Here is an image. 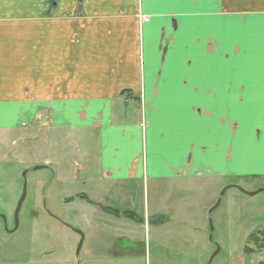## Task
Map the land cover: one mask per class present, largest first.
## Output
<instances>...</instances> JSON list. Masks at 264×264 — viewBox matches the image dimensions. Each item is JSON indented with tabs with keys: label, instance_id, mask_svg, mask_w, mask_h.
Returning a JSON list of instances; mask_svg holds the SVG:
<instances>
[{
	"label": "crops",
	"instance_id": "obj_1",
	"mask_svg": "<svg viewBox=\"0 0 264 264\" xmlns=\"http://www.w3.org/2000/svg\"><path fill=\"white\" fill-rule=\"evenodd\" d=\"M262 101L264 0H0V133L94 139L88 200L264 179Z\"/></svg>",
	"mask_w": 264,
	"mask_h": 264
},
{
	"label": "rangeland",
	"instance_id": "obj_2",
	"mask_svg": "<svg viewBox=\"0 0 264 264\" xmlns=\"http://www.w3.org/2000/svg\"><path fill=\"white\" fill-rule=\"evenodd\" d=\"M84 146L96 154L94 139L34 123L0 133V264H208L215 252L210 264H264V251L247 241L264 230V192L248 195L264 190L263 178L222 179L218 191L189 187L172 196L164 186L124 188L131 203L85 200L79 193L99 174L94 156L88 172L78 168Z\"/></svg>",
	"mask_w": 264,
	"mask_h": 264
},
{
	"label": "trees",
	"instance_id": "obj_3",
	"mask_svg": "<svg viewBox=\"0 0 264 264\" xmlns=\"http://www.w3.org/2000/svg\"><path fill=\"white\" fill-rule=\"evenodd\" d=\"M78 197L81 198V199L88 200L86 198V196H84V195H78ZM104 211L109 212L110 214L115 215V216H120V213H122V215L124 217L131 218L135 222L140 223V220L135 218L134 217L135 215L133 213H131V212H119L118 210H109V209H104ZM247 241H248L249 244H252L256 249L264 251V230L256 232L255 234L249 235L248 238H247ZM244 252L247 255V254L252 253L253 250L248 248V247H245Z\"/></svg>",
	"mask_w": 264,
	"mask_h": 264
},
{
	"label": "water",
	"instance_id": "obj_4",
	"mask_svg": "<svg viewBox=\"0 0 264 264\" xmlns=\"http://www.w3.org/2000/svg\"><path fill=\"white\" fill-rule=\"evenodd\" d=\"M125 92H127V90H124L123 92H121V95H123ZM35 169H39V168H35ZM259 192H264V190H259L258 192H255V193H251V194H248L249 196H252V195H255L256 193H259ZM24 197H25V190H24V187H23V191H22V196L18 202V206H17V209L15 211V214H14V221H15V226H14V229L17 227V215H18V211H19V208L24 200ZM80 246V244H79ZM216 254V252L213 254V256ZM213 256L210 258L208 264H210V261L212 260Z\"/></svg>",
	"mask_w": 264,
	"mask_h": 264
},
{
	"label": "snow or ice",
	"instance_id": "obj_5",
	"mask_svg": "<svg viewBox=\"0 0 264 264\" xmlns=\"http://www.w3.org/2000/svg\"><path fill=\"white\" fill-rule=\"evenodd\" d=\"M183 83H188V80L187 79H185L184 81H183ZM194 87V86H193ZM262 102H264V101H262ZM197 107H198V105H197Z\"/></svg>",
	"mask_w": 264,
	"mask_h": 264
},
{
	"label": "flooded vegetation",
	"instance_id": "obj_6",
	"mask_svg": "<svg viewBox=\"0 0 264 264\" xmlns=\"http://www.w3.org/2000/svg\"><path fill=\"white\" fill-rule=\"evenodd\" d=\"M14 229V228H13ZM13 229H12V231H13ZM11 232V231H10Z\"/></svg>",
	"mask_w": 264,
	"mask_h": 264
}]
</instances>
